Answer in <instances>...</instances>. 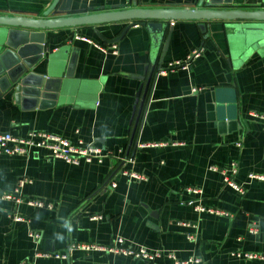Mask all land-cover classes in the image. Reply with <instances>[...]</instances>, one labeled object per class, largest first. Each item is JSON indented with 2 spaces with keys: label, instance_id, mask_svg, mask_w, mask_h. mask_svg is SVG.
I'll use <instances>...</instances> for the list:
<instances>
[{
  "label": "crops",
  "instance_id": "0c3cea01",
  "mask_svg": "<svg viewBox=\"0 0 264 264\" xmlns=\"http://www.w3.org/2000/svg\"><path fill=\"white\" fill-rule=\"evenodd\" d=\"M231 1L224 8L256 9L262 0ZM52 2L0 0V14L42 16ZM199 2L137 0L136 6L195 8ZM68 5L69 14L134 7L133 0H67ZM131 22L137 23L116 43L101 38L92 25L45 29L46 51L32 70L60 78L59 97L34 101L17 100L14 90L0 94V132H51L104 152L101 162L78 165L52 157L45 147L27 154L0 152V264H21L36 250L68 255L42 257L36 264H173L166 257L148 262L76 247L85 242L110 246L118 236L173 252L181 260L200 257L199 264H264V181L250 178L264 174V46L228 72L205 47L199 26L205 21L169 22L162 70L153 72L152 81L157 72L158 78L146 93L135 130L152 69L151 33L138 20L100 28L106 38L117 37ZM224 22H207L214 42L233 32L222 30ZM29 50L31 57L38 56V48ZM194 51L200 54L192 56ZM72 56L74 76L67 77ZM233 163L243 193L225 183ZM133 172L143 179L132 177ZM23 178L29 182L18 192ZM7 193L24 201L3 198ZM29 199L46 206H31ZM189 200L226 214L201 212ZM17 215L24 220H15Z\"/></svg>",
  "mask_w": 264,
  "mask_h": 264
},
{
  "label": "water",
  "instance_id": "95a60500",
  "mask_svg": "<svg viewBox=\"0 0 264 264\" xmlns=\"http://www.w3.org/2000/svg\"><path fill=\"white\" fill-rule=\"evenodd\" d=\"M232 3L231 0H200L199 7L195 8H145L136 6L137 0H133L134 7L130 8L119 9L120 6L116 5L113 10L69 14L72 10L69 5L67 6V0H53L42 16L16 12L0 14V31L7 34L4 37L0 36V94L14 90L17 100L28 98L34 101H39L41 97L51 94L54 97H59L60 78L54 80V78L38 76L32 70L46 51L45 42L42 41L45 29L92 25L96 27V33L101 38L107 42L116 43L137 22L129 23L119 36L110 38L103 35L101 25L129 20L142 21L141 23L145 24L151 33L152 69L145 84V92L135 125L136 130L146 93L150 85V90L153 89L158 78L159 72L155 73L152 81L153 72L156 67L159 71L162 70L161 64L168 50L171 36V32H169L166 38L169 22L176 20L205 21L199 25L205 34V47L216 54L217 61L222 63L228 72L231 67L239 68L257 49L264 46V0L254 5L258 7L256 9L224 8L232 6ZM214 20L225 21L222 25L223 31L227 29L233 31L232 33L225 32L220 43L214 42L207 24V22ZM238 20H245L246 22ZM37 36L42 37L41 40H39L40 38L36 40ZM164 41L162 57L159 65H157ZM30 47L38 48L39 54L36 58L31 57ZM75 65L76 58L72 56L66 72L67 77L74 76ZM147 70L148 68H146V72ZM141 79L144 80L145 78ZM143 87L144 83L139 87L136 104L139 102ZM136 108L137 105L134 109Z\"/></svg>",
  "mask_w": 264,
  "mask_h": 264
},
{
  "label": "built area",
  "instance_id": "2783aa9c",
  "mask_svg": "<svg viewBox=\"0 0 264 264\" xmlns=\"http://www.w3.org/2000/svg\"><path fill=\"white\" fill-rule=\"evenodd\" d=\"M116 48V45H114ZM199 51H194L192 56H198ZM164 73V71L162 72ZM47 148L51 156L58 159H63L66 162L74 165L80 164L82 161L91 163L94 161L101 162L103 158V149L96 146L95 144H87L84 145L82 142L80 144H75L70 141L68 138L63 137L61 135L45 132V131H32L25 136H16L12 132H0V152L5 154H27L31 148ZM237 172V166L235 163L232 164V168L230 174L225 176V183L236 191L243 193L244 187L242 184H239L235 181L233 175ZM131 176L137 179H143V176L133 172ZM251 179H259L264 181V174H250ZM29 182L26 178H23L19 181L18 192H21V187ZM113 187L116 186L115 182L111 183ZM188 191L193 194H197L200 190L196 188H189ZM3 198L6 199H15L17 203L23 202V198L18 195H13L10 193L4 194ZM28 204L36 207H45L46 204L43 200L29 199ZM194 200H189L188 204L194 205L195 208L201 212H209V213H218V214H226L222 211H217L213 208H208L201 205H195ZM47 206L52 207V204H48ZM15 220L20 221L24 220V217L17 215L15 216ZM33 235V234H32ZM38 234H34V238H37ZM76 247L86 253H91L94 251H110L116 254H123L126 256H130L136 259L145 260L148 262H156L158 259L163 257L169 258L173 260V264H199L202 262V258L200 257H191L187 260L178 259L177 256L173 252H166L161 249H154L144 245H134L130 244L126 241L125 238L118 236L112 245L103 246L95 243H79ZM238 256L248 257L250 259H254L259 257L256 254L248 253V252H240L237 254ZM49 258L55 257L58 259H66L68 255L65 252H48L42 250H36L33 258L22 261L21 264H36L37 259L39 258ZM264 258V256H261Z\"/></svg>",
  "mask_w": 264,
  "mask_h": 264
}]
</instances>
